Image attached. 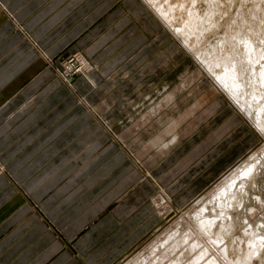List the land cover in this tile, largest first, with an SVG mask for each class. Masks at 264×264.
I'll return each mask as SVG.
<instances>
[{"label":"crops","instance_id":"crops-1","mask_svg":"<svg viewBox=\"0 0 264 264\" xmlns=\"http://www.w3.org/2000/svg\"><path fill=\"white\" fill-rule=\"evenodd\" d=\"M75 52L93 68L70 87L54 70ZM189 64L142 0H0V264H114L158 223L156 192L180 208L250 150L225 96L176 91Z\"/></svg>","mask_w":264,"mask_h":264},{"label":"bare ground","instance_id":"bare-ground-1","mask_svg":"<svg viewBox=\"0 0 264 264\" xmlns=\"http://www.w3.org/2000/svg\"><path fill=\"white\" fill-rule=\"evenodd\" d=\"M144 1L212 75L221 91L237 102L254 127L264 133V0ZM210 36L215 37V42L210 41ZM160 102L156 99V104L152 103L150 113L157 112ZM169 124L168 130L176 122ZM258 155L192 206L150 245L146 254L136 256L129 264H253L254 257L264 264L263 201L254 197L259 207L247 206L245 198L250 192L245 187L233 190L239 178L249 177L251 186L257 185L255 170L262 160ZM246 182L244 179L238 184L244 186ZM161 198L164 199L162 195ZM258 214L262 219L252 221Z\"/></svg>","mask_w":264,"mask_h":264},{"label":"rangeland","instance_id":"rangeland-1","mask_svg":"<svg viewBox=\"0 0 264 264\" xmlns=\"http://www.w3.org/2000/svg\"><path fill=\"white\" fill-rule=\"evenodd\" d=\"M142 2L145 3L144 0H142ZM145 4H146V6L148 5L147 3H145ZM148 8L155 15V17L158 18L165 27H167L164 24L163 20L161 19L160 15H158L157 13H154L153 9L150 8V6ZM174 11H175V9H173L171 12L173 13ZM167 29L170 31V34L172 35V37L175 38L178 41V43L180 44L181 48L186 52L187 59L190 62V64H189L190 68H194L195 67L196 70H197V74L194 77H189V74H188L187 75L188 77H186L182 81V83H185L184 86L182 85V83L179 84L178 87H177V89H176V91H178L180 89L183 90L186 87L190 86L194 82L195 79L198 80V78L199 79L202 78L203 80H202V89L201 90L206 91V90H209V88L212 87V89L214 90V92L220 93L221 96H223V97L225 96L224 98H226V99L229 100V102L232 104V106L235 107L236 111H238L241 114V116L244 117L245 121L246 122L249 121L252 131H256L257 132L256 133L257 135H256V137H254L251 140V148H250V150L248 152H245L244 154H242V156H240V159L238 158L234 163H232L228 168H226L225 171L222 174H220V176L216 180H214V182L211 185H209L207 188H204L200 193L197 194V196H194L192 198V200L188 204H186L188 201H185V203L178 205V207H180V208H177L172 203V201L170 200V198H168L167 196H164V194H162L161 191L158 192V193L156 192V194L150 199V203H151V205L153 207V211H155V213L158 214L159 217H160L158 219V221H156L158 223L156 224V226L154 228H152V229L150 228L151 230L149 229L148 232H142L141 235H140V237H139V239H138V242H136V245L133 244L134 246H132L127 252H125L123 254L122 258L119 259L114 264H129L130 261L132 259H134L136 256L142 255V254H146L147 253V250L150 247V245L154 244V242H156V240H159L158 238L159 237H162L163 233L167 229H169L170 227H172L175 222H177L180 219H182L192 209V206L196 205L200 200H202L203 198L207 197L208 195H211L212 194V191L214 189H216V187L220 183H222L230 174H232L239 167H242L247 160H250L252 157H256L257 154L261 155V156L258 155L257 157H261V159H262L260 161V163L257 164L256 170H255L256 173H257L256 175L258 176V177L256 176V178H255L257 180V185L251 186L250 180H249V177H248V178H244L247 181L246 184L244 186H240L238 184V182H240V181H242L244 179L239 178L235 182V185L237 187L234 185L236 188L233 187V190H237L238 191L240 188H242V187L244 188L245 187L244 188L245 191H249L250 192V195H246V198H245L246 205L248 206V204L249 205L250 204H253V205L259 207V201L256 200V198H254V197H260L261 200L263 201V206H264V156H263L264 155V151H262V150H264V149H262V148H264L263 147V145H264V133H262L259 128H258L259 129L258 130L256 127H254L255 124H253L252 121H250L248 119L249 115L246 112H243L244 109H241V107L238 105L237 102H235V101L232 102L233 99L228 95L231 98V100H232L231 101L230 98L226 96L227 93L225 91L224 92L226 93V95H225V93L223 91H221L222 88L215 82V80H213V78L211 77L212 75L207 70H204L203 69V67L200 64V62L197 61V59H195L194 54H192L189 50L186 49V47L182 44V42L179 41V38H177L175 36V34H173V31H171L168 27H167ZM210 39H211L210 41H212V43L215 42V37L214 36H210ZM72 54L73 55L74 54H76V55L79 54L81 57H83L86 60V63L89 64L88 66H90V68H89V70H86L85 73L81 72V70H65L66 69L65 68V65H64L65 62H66L65 60H66V57H68L70 54H67V55H65L63 57L61 56V58L59 60V67L56 68V70H54V72L60 78V80H62V82H64L66 85H68L70 87H71L70 84L72 83V80H73L74 77L81 76V77L87 78L88 75H89V73H90V70H92V68H93L92 63L83 54H81L80 52H75V53H72ZM76 55L74 56L75 57L74 58V62L75 63H77V56ZM186 66H188V64ZM165 84H168V83L166 82ZM161 88H162V85H161V87L158 90L159 92H160ZM171 93L173 94V96H171V98H172L171 99V102H173L175 100L174 97H175V93L176 92L173 90ZM153 98L155 99L156 97L153 96ZM209 98L210 97L208 95H205L204 94L201 98H199L194 103V105H196V106H194L192 104L193 106H191V108L188 111H185L180 116L181 119H176L177 120V124L176 125L174 124L173 127H172V129L167 130V127H166V130H165L166 131L165 132L166 135L171 130L177 131L178 126L182 123L181 120H184L186 116L187 117L191 116L198 109V107L201 106V105H203V104H205L209 100ZM160 99H157V101H159ZM167 106H169V104L166 105V106H163L160 110H162L163 108H165ZM225 107H228V106H225ZM240 109H241V111H240ZM160 110H158V111H160ZM244 113H246V114H244ZM172 122L173 121H171L170 123H172ZM242 124H244V123H240L239 122L238 124H236V127L235 128H237L239 125H242ZM168 135H170V132H169ZM169 139H170V137H169ZM241 144L243 145L244 142L241 143ZM158 149H159V152H163L162 145L159 146ZM129 154L131 155V153H129ZM139 169L142 171V168L139 167ZM257 169H259L261 172L258 170L259 171V173H258ZM144 173H146V172L144 171ZM247 183H249L250 185L247 184ZM192 187L190 188V190L192 189ZM254 190H256V191H254ZM161 194L164 197V199L161 198ZM214 195L215 194H213L212 196H214ZM157 197L159 198V200H158ZM257 203H258V205H257ZM160 206H163L164 208L163 207H160ZM239 209L241 210V207L238 208V210ZM257 217H258V219H255ZM257 217H252L253 218L252 221H254V220L256 221V220L262 219L261 215H259V214H258ZM141 223H143V221H141ZM234 233L235 234H240L241 232H234ZM254 258L255 259L252 260L253 264H258V263L261 264L259 261H257L256 257H254Z\"/></svg>","mask_w":264,"mask_h":264},{"label":"built area","instance_id":"built-area-1","mask_svg":"<svg viewBox=\"0 0 264 264\" xmlns=\"http://www.w3.org/2000/svg\"><path fill=\"white\" fill-rule=\"evenodd\" d=\"M76 54H70L68 57H66L65 62V70H81V72L85 73L87 69L86 60L81 57L79 54H77V63L74 62V56Z\"/></svg>","mask_w":264,"mask_h":264}]
</instances>
